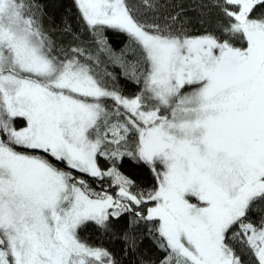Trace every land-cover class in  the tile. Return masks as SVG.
<instances>
[{
  "label": "snow or ice",
  "instance_id": "1",
  "mask_svg": "<svg viewBox=\"0 0 264 264\" xmlns=\"http://www.w3.org/2000/svg\"><path fill=\"white\" fill-rule=\"evenodd\" d=\"M57 7L0 0V264H264V0Z\"/></svg>",
  "mask_w": 264,
  "mask_h": 264
},
{
  "label": "trees",
  "instance_id": "2",
  "mask_svg": "<svg viewBox=\"0 0 264 264\" xmlns=\"http://www.w3.org/2000/svg\"><path fill=\"white\" fill-rule=\"evenodd\" d=\"M50 2H53V0H50ZM54 2L58 5H61V7H57L54 9H51L54 14L57 17V22L59 23V16L63 14L65 8L71 7V0H54ZM184 3L187 5L188 3H191V0H184ZM73 12H75V9H72ZM190 15H194V13H189ZM70 23L73 21L70 19ZM110 39L114 45H119L122 37L117 36L116 34H110ZM121 83L127 88L128 85L121 81ZM139 179L143 182L147 183L151 180L150 175L147 173H139ZM91 234V230L88 233H84L85 236H89ZM90 242L96 245H102L104 247L109 248L111 251L116 253L118 257L121 256L120 249L122 247V242L118 239H115L114 237L109 236H95L91 235ZM140 255L147 256H153L154 250L151 247V242L145 238L144 244L141 246V252L138 254L129 253L128 256L122 257L123 264H139Z\"/></svg>",
  "mask_w": 264,
  "mask_h": 264
}]
</instances>
